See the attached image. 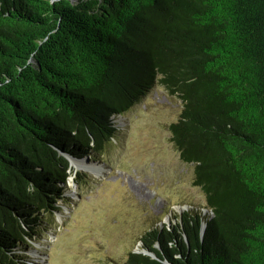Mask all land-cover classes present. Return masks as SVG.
Returning <instances> with one entry per match:
<instances>
[{"label": "trees", "instance_id": "1", "mask_svg": "<svg viewBox=\"0 0 264 264\" xmlns=\"http://www.w3.org/2000/svg\"><path fill=\"white\" fill-rule=\"evenodd\" d=\"M156 85L210 215L178 259L124 264H264V0H0V264L30 263L60 212L59 152L100 156Z\"/></svg>", "mask_w": 264, "mask_h": 264}, {"label": "rangeland", "instance_id": "2", "mask_svg": "<svg viewBox=\"0 0 264 264\" xmlns=\"http://www.w3.org/2000/svg\"><path fill=\"white\" fill-rule=\"evenodd\" d=\"M181 110L180 99L156 85L123 115L111 116L115 136L105 151L77 158L102 172L71 167L60 212L25 252L26 264H124L130 254L159 260L155 252L163 248L178 259L188 232L202 239L210 211L193 185L194 166L180 160L168 129Z\"/></svg>", "mask_w": 264, "mask_h": 264}, {"label": "bare ground", "instance_id": "3", "mask_svg": "<svg viewBox=\"0 0 264 264\" xmlns=\"http://www.w3.org/2000/svg\"><path fill=\"white\" fill-rule=\"evenodd\" d=\"M72 165L75 166V167L77 166V167H76L77 169L81 168V169L87 170V171H89V172H91V173H94V174H97V173H101V172H102L100 166H96V165H92V164H90V165H88V166H86V165L83 166V164H81V163L79 162V165H77V164H75V163H73ZM78 166H79V167H78ZM85 166H86V167H85Z\"/></svg>", "mask_w": 264, "mask_h": 264}, {"label": "water", "instance_id": "4", "mask_svg": "<svg viewBox=\"0 0 264 264\" xmlns=\"http://www.w3.org/2000/svg\"><path fill=\"white\" fill-rule=\"evenodd\" d=\"M59 154L62 155V156L68 161L70 167L73 166V165H72L73 163L79 165V162H80L81 164H83V166H84V164H85V163H84L85 160L83 161V159H77V158L71 157V156H69V155H65V154H63V153H61V152H59ZM76 167H77V166H76ZM78 167H79V166H78ZM85 167H86V166H85ZM74 172H75V170H74ZM70 180H72V178H70Z\"/></svg>", "mask_w": 264, "mask_h": 264}]
</instances>
